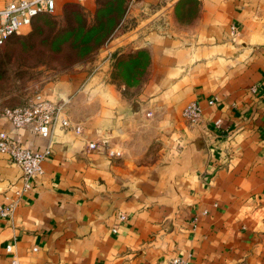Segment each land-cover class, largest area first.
I'll return each instance as SVG.
<instances>
[{"label": "crops", "instance_id": "obj_1", "mask_svg": "<svg viewBox=\"0 0 264 264\" xmlns=\"http://www.w3.org/2000/svg\"><path fill=\"white\" fill-rule=\"evenodd\" d=\"M94 1L55 0V14ZM181 1L135 8L174 12ZM192 1L189 29L157 18L112 41L109 51L149 57L138 100L61 76L38 94L67 101L79 135L57 130L49 141L0 117L23 147H49L12 218L0 217V264H264V0ZM191 102L202 110L194 127L182 118ZM22 186L0 154V204Z\"/></svg>", "mask_w": 264, "mask_h": 264}, {"label": "rangeland", "instance_id": "obj_2", "mask_svg": "<svg viewBox=\"0 0 264 264\" xmlns=\"http://www.w3.org/2000/svg\"><path fill=\"white\" fill-rule=\"evenodd\" d=\"M135 2L95 0L93 10L71 3L61 13L39 16L19 35L10 37L0 46V110L23 106L61 76L79 87L98 78L95 85H112L124 99L138 100L149 79V57L145 50L109 51L112 41L140 23L152 25L157 18L156 23L171 19L180 30H187L199 12L194 11L192 0L177 3L174 12L159 13L141 12ZM95 97L99 98L98 93ZM49 100L70 120L67 101ZM13 214L3 219L10 220Z\"/></svg>", "mask_w": 264, "mask_h": 264}, {"label": "built area", "instance_id": "obj_3", "mask_svg": "<svg viewBox=\"0 0 264 264\" xmlns=\"http://www.w3.org/2000/svg\"><path fill=\"white\" fill-rule=\"evenodd\" d=\"M55 7V0H12L9 2L0 9V46L13 35H19L23 29L29 27L38 15H54ZM214 103L215 100H210L208 105L212 106ZM0 117H4L15 129H26L49 141L52 140L57 130L72 128L76 135L81 133L79 126H71L60 106L39 94L23 106L1 109ZM182 118L189 126H197L202 119V110L198 103L187 104L182 111ZM95 147L94 143L88 145L89 149ZM0 154L21 170L23 186L21 190L15 192L18 199L31 189L30 183L41 172L40 165L48 157L49 147L42 153L31 151L23 147L19 141L14 140L8 133L0 130ZM17 199L6 205L0 204V217L6 218L13 214ZM124 219V216H120V220ZM6 249L8 252L12 251L11 246H7ZM12 264H16V261L13 260ZM169 264H187V261L176 257Z\"/></svg>", "mask_w": 264, "mask_h": 264}, {"label": "trees", "instance_id": "obj_4", "mask_svg": "<svg viewBox=\"0 0 264 264\" xmlns=\"http://www.w3.org/2000/svg\"><path fill=\"white\" fill-rule=\"evenodd\" d=\"M39 16H42V15H38L37 17H35V18L33 19V21H34L36 18H38ZM33 21H32V23H33ZM32 23H31V25H32ZM13 36H16V35H13Z\"/></svg>", "mask_w": 264, "mask_h": 264}]
</instances>
